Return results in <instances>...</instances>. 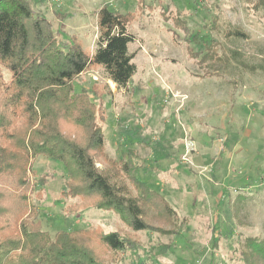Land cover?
<instances>
[{"label":"rangeland","instance_id":"374dc122","mask_svg":"<svg viewBox=\"0 0 264 264\" xmlns=\"http://www.w3.org/2000/svg\"><path fill=\"white\" fill-rule=\"evenodd\" d=\"M257 1L27 0L50 20L62 48L75 35L93 50L104 4L136 14L128 49L137 70L126 87L98 68L73 85L104 93L105 151L119 158L135 150L138 177L176 210L168 220L147 206L145 230L112 211L68 214L64 206L77 199L60 196L66 169L39 155L31 176L45 184L41 195L38 183L30 194L33 220L50 234L98 226L129 237L132 248L115 253L90 235L104 264H244L251 241L264 238V7L253 8ZM95 160L106 166L101 155Z\"/></svg>","mask_w":264,"mask_h":264},{"label":"trees","instance_id":"16d2710c","mask_svg":"<svg viewBox=\"0 0 264 264\" xmlns=\"http://www.w3.org/2000/svg\"><path fill=\"white\" fill-rule=\"evenodd\" d=\"M258 6L264 7V0L253 3ZM135 17L104 4L96 12L93 50L75 35L62 48L50 20L27 0H0V264H104L89 238L95 234L112 252L132 248L118 230L95 226L50 234L34 221L30 194L38 183L41 195L45 184L31 176L39 155L66 169L60 196L77 199L64 206L68 214L87 207L112 211L133 230L148 229L147 206L168 220L176 217L165 196L138 177L135 150L119 158L105 151L104 93L93 85L79 90L73 85L83 72L98 68L117 88L126 87L137 70L135 52L128 49ZM97 155L104 168L96 165ZM249 247L244 264H264V238Z\"/></svg>","mask_w":264,"mask_h":264}]
</instances>
